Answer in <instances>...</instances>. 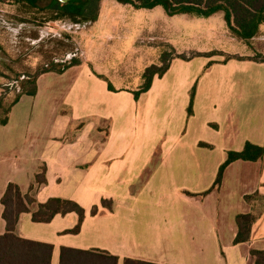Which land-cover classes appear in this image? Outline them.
Wrapping results in <instances>:
<instances>
[{"label":"rangeland","instance_id":"1","mask_svg":"<svg viewBox=\"0 0 264 264\" xmlns=\"http://www.w3.org/2000/svg\"><path fill=\"white\" fill-rule=\"evenodd\" d=\"M49 1L38 0L35 8L0 1V82L1 91L9 86L6 103L27 73L79 60L61 73H41L37 93L22 95L9 114V119L30 121L64 119L71 124L70 138L79 132L86 138L80 151L91 150L79 161L88 169L94 165L98 179L80 197L88 213L81 233L70 236L71 244L112 247L118 255L138 253L157 261L221 264L213 233L224 245L229 211L242 212L245 202L257 199L241 196L255 180V164L240 162V175L238 166L224 169L221 188L202 192L212 185L227 151L241 149L264 124V64L234 57L223 65L226 53L221 52L258 53L262 46L225 38L221 13L168 15L161 7L134 9L102 0L96 20L75 22L51 20ZM175 49L191 57L174 56L135 100L132 91L142 83L144 68L160 65V54ZM43 185L36 191L38 200L71 194L51 181ZM102 198L109 200L107 206H101ZM92 202L98 205L95 215L90 214ZM72 215L51 224L23 218L20 230L52 240L55 229L74 224Z\"/></svg>","mask_w":264,"mask_h":264},{"label":"trees","instance_id":"2","mask_svg":"<svg viewBox=\"0 0 264 264\" xmlns=\"http://www.w3.org/2000/svg\"><path fill=\"white\" fill-rule=\"evenodd\" d=\"M2 1V0H0ZM126 3L135 9H150L155 6H162L168 15L186 13L196 17H208L216 12H222L224 21L230 32L244 40L248 41L259 31L261 24H264V0H117ZM14 2L29 6L37 7L38 0H14ZM100 0H50L46 8L51 13V20L71 19L75 22L94 21L98 17ZM173 51V50H172ZM216 52V51H214ZM196 54L209 55L211 52H196ZM174 56L180 58H190L184 54L175 55L170 51H163L160 54V65L150 64L146 66L141 74L142 83L138 89L133 90V98L138 99L139 95L147 91L153 78L161 77L169 68L171 59ZM238 59H244L243 56L235 55ZM252 60L264 62V56L256 53L253 56L246 57ZM79 64V60L71 58L64 62L60 68L41 69L35 73H27L26 79L21 82L20 91L16 92L13 98L6 103L5 92L9 86L4 87L6 90L0 94V110L3 117L0 119L1 124L8 120L11 108L18 102L21 95H35L37 91V77L47 71L63 72L70 66ZM15 80H18L17 78ZM108 89L113 87L108 84ZM194 91L192 89L188 114H191ZM200 146L211 147L203 142ZM264 155V146L250 141H245L240 150H228L224 161L219 165L215 179L212 185L202 194L208 193L211 189L219 187L224 169L227 165L235 160L256 161ZM46 183L45 165L39 166L38 171L33 175L32 182L26 192H22L19 185L15 182H8L0 198L2 204V218L5 222V229L0 234V264H50L53 245L48 242H42L27 239L16 233V225L19 216L23 212H29L31 220L34 222H48L56 215H65L67 213L76 214V223L72 228L66 229L64 233H78L85 216L84 207L75 199L63 198L59 196H50L43 202H37L33 207L36 199L34 197L35 189ZM256 192L245 194L244 199L257 196ZM109 200L101 199V206H107ZM98 211V205L92 204L90 214L95 215ZM236 223V234L233 238V244L246 242L250 238L252 224L256 220V215L252 211L239 212L234 216ZM249 255L251 264H264V248H250ZM118 256L104 249L99 248H75L65 245L59 247L58 264H117ZM123 264H175V263H157L144 259L125 257Z\"/></svg>","mask_w":264,"mask_h":264},{"label":"crops","instance_id":"3","mask_svg":"<svg viewBox=\"0 0 264 264\" xmlns=\"http://www.w3.org/2000/svg\"><path fill=\"white\" fill-rule=\"evenodd\" d=\"M101 1L102 0H100V2ZM156 7H161L163 9L162 6L158 5L153 8L146 9V10H151ZM139 9H144V8H139ZM216 13L218 14L221 13L220 18H223L224 20L222 12H216ZM216 13L212 15H215ZM186 15L190 17H194L190 14H186ZM212 15L208 17H211ZM224 24H225V27H224L225 31H223L222 34L223 33L226 34L225 38L230 40V42L231 41L238 42L240 44H245L248 46L256 45V44L261 45L262 49L258 53L264 56V24L260 25L258 33L254 35L252 38H250L248 41H244L234 36L228 29L225 21H224ZM179 52L180 51L178 49H175V53L179 54ZM197 52L203 53L201 51H197ZM221 53H224V54L226 53L225 58L223 60V65H226L228 62H230V60H232V58H234L233 56L235 55L245 57L244 59H238L235 57L234 59L237 60L238 62L248 61V62H253L255 64L257 63L264 64V62L262 61H259V60L256 61V60L246 58V57L253 56L254 54H256L254 51L247 53V54H244L242 52L233 54V53H227L226 51H222ZM2 85L3 83L0 82V94L2 92L1 91ZM37 88H38V85H37ZM38 126L42 127V129L38 128ZM70 126L71 124L66 122L64 119H55V120L35 119V121H30V119L29 120L28 119H9V116L5 124L0 123V198L8 182L17 183L21 191L26 192L29 187V184L32 182L33 175L38 171L39 166L44 164L46 182L48 184L50 181L51 183L54 182L57 186H60L62 190H66V191H69V193H71L68 196L65 195V196H59V197L75 199L77 202H79L83 206V203L80 200L81 199L80 197H82V195L84 194L88 195L87 192L85 193V191L88 190V188L91 189L93 187L91 184L96 183V180L98 179L97 178L98 172H97L96 167H91L94 165H90V168L88 169L86 166L87 163L79 161V159L82 156V153L86 151L88 153V150L90 149V147L86 151H80L81 150L80 149L81 138L83 139H86V138L83 136V133L81 132L77 133L74 137L70 138L68 136V131L70 129ZM216 127H217V131H219L218 124H216ZM255 130L258 131V135L253 136V138H249L248 140H245V141H250L255 144L264 146V124L263 125L261 124L259 127H256ZM245 141L243 142V144L245 143ZM199 142L206 143L208 145H211V147H213V145L210 143H207L204 141H199ZM199 142H198V145H199ZM102 147H103V144H102ZM203 147H207V146H203ZM240 162H252L256 166L255 180H253V184L250 190L247 192L246 191L242 192L241 194V196H244L245 194H250L251 192L253 193L256 192L258 194L257 199L254 200L253 202H250V203L245 202L244 206L246 208L242 210V212H248V211L256 212L255 213L256 220L252 224L249 240L246 242L233 244V238L236 234V229H237L234 216L236 213H239V212L229 211V215L231 218H230V223L228 224V228L226 229L224 233V235H226L225 244L224 245L221 243L219 244L218 243V239H220L219 234H217V232L213 233L214 234L213 237L215 239L214 240L215 253H218L219 255H221V260H222L221 264H230L231 261L235 262L236 259L238 262L239 260L242 259L247 263L249 260L251 261V258L249 255L250 248H260V249L264 248V155L262 158L256 161L235 160L231 162L225 169L227 170L232 167L238 166L239 167L238 175H240V173L244 171L243 167H241L242 163ZM226 170H224L223 176L225 175ZM223 176H222V180H221L219 188H221V185L224 182ZM238 180L240 179L238 178ZM43 188H45V185L42 184L35 189L34 197L36 199V202L34 203L33 207H35L37 202H43L48 198L47 197L45 200L37 199L36 191L42 190ZM50 196L51 194L49 195V197ZM92 204H95V203L92 202ZM84 209H85V216H84V219L82 221V224L80 226V230L78 233H64L66 229L72 228L74 224L76 223L77 217H76V214L73 212L67 213L65 215L58 214L54 216L48 222H36L39 224H44V223L51 224L52 222L58 220L59 218L63 219L69 216L70 214H73L72 216H74V221H73L74 224L72 223L73 225L71 227L55 229L53 231L52 240H50L49 238L46 239L43 237L29 236L20 230L23 218H29L31 220V215L29 212H23L20 214L17 225H16V233L23 238L51 243L53 245V248H52L50 264H58L59 247L61 245L75 247V248H82V249H88V248L104 249L118 256L117 264H119L120 261L122 263L125 257L144 259V260L157 262V263L182 264L180 262H177L176 260L157 261V260L147 259L142 256H139L140 254L138 253H133V254L123 253L121 255H118L116 253V250H112V247L103 248V247H99V246H95L91 244L82 245V246H76V245L71 244L70 239H69L70 236L75 237L81 233L82 225L88 213L85 207ZM1 213H2V204L0 202V234H2L5 229V222L2 218ZM212 222L213 220H210V223ZM203 245L204 243L200 245L202 250H203L202 248ZM228 249L231 250L230 254H232V256L226 257L227 253L225 251ZM240 255L242 256V258L240 257Z\"/></svg>","mask_w":264,"mask_h":264},{"label":"water","instance_id":"4","mask_svg":"<svg viewBox=\"0 0 264 264\" xmlns=\"http://www.w3.org/2000/svg\"><path fill=\"white\" fill-rule=\"evenodd\" d=\"M63 1H65V0H63Z\"/></svg>","mask_w":264,"mask_h":264}]
</instances>
